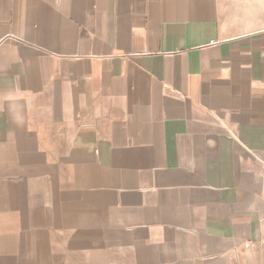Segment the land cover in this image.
I'll return each instance as SVG.
<instances>
[{"label": "crops", "instance_id": "obj_1", "mask_svg": "<svg viewBox=\"0 0 264 264\" xmlns=\"http://www.w3.org/2000/svg\"><path fill=\"white\" fill-rule=\"evenodd\" d=\"M0 264H264V0H0Z\"/></svg>", "mask_w": 264, "mask_h": 264}]
</instances>
